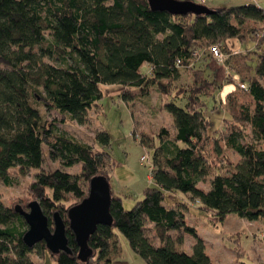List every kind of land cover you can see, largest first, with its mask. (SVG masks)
<instances>
[{
  "label": "trees",
  "instance_id": "obj_1",
  "mask_svg": "<svg viewBox=\"0 0 264 264\" xmlns=\"http://www.w3.org/2000/svg\"><path fill=\"white\" fill-rule=\"evenodd\" d=\"M206 6L205 12L180 14L152 9L146 0H0V180L11 182L10 167L20 173L38 167L42 142L63 165L79 164L78 174L56 168L36 174L27 187L50 229L53 212L63 220L67 250L51 252L42 240L26 245L22 212L30 200L12 205L0 200V264H40L30 254L44 251L56 264H108L113 229L145 264H211L180 207L162 202L164 192H182L218 217L234 212L264 220V8L255 0ZM229 38H249L253 47L225 50ZM218 42L223 43L218 63L231 70L234 81L220 97L228 117L219 131L201 98L213 95L216 82L192 67L199 54L213 59L210 46ZM179 67L189 72L190 81L162 102L174 131L159 127L156 143L153 135L138 137L152 148L153 185L145 186L128 209L110 190L111 221L95 225L86 240L90 251L80 259L66 211L87 193L79 180L88 186L100 174L108 181L112 161L103 148L108 134L98 131L94 142L78 141L46 121L39 104L81 123L102 96L100 84H120L124 101L147 99L150 86L162 81L167 86ZM180 98L182 106L174 102ZM206 177L209 187L197 186ZM146 223L154 238L145 234ZM185 232L195 238L189 253L175 248Z\"/></svg>",
  "mask_w": 264,
  "mask_h": 264
},
{
  "label": "rangeland",
  "instance_id": "obj_2",
  "mask_svg": "<svg viewBox=\"0 0 264 264\" xmlns=\"http://www.w3.org/2000/svg\"><path fill=\"white\" fill-rule=\"evenodd\" d=\"M255 1L264 8V0ZM244 2L247 0H205L203 4L216 6ZM236 39L226 40L225 50L240 48V51H244L253 47V41L249 38ZM196 51L198 52L197 49ZM44 60L52 62L49 58ZM225 66L214 61L206 52L199 54L192 66L200 68L205 77L216 82L217 87L213 95L201 96V98L205 101L206 107L211 108L210 115L217 131L222 127V118L228 117L220 97L225 89L231 87L232 84L229 83L234 82L231 78V70ZM141 70H145V65L141 66ZM189 81V72L179 67L177 75L168 78L167 86L164 81H162L163 85L153 84L150 86L147 99L134 97L129 101H124L118 95L120 84H100L102 96L93 102L86 112L85 120L81 123L69 118L68 114L61 116L57 111L46 109L41 104L39 107L44 112L46 121L52 122L58 131L78 141L92 143L95 140L94 134L98 131H105L108 134V143L103 145V148L107 149L112 161L108 170L110 190L120 197L122 207L128 209L142 196L145 186L153 185L150 179L152 148L140 144L138 137L144 134V137L151 139L150 136L161 126L166 127L170 133L174 131L171 116L162 108V102L168 98L172 89L178 85H186ZM174 102L182 106L183 98ZM244 130L248 132V127ZM132 131L135 134H132ZM212 135L215 136L216 132ZM153 138L156 143L157 137L153 135ZM225 153L227 158H234L230 150H225ZM141 154H144L145 158L139 161ZM56 168L71 174L79 173V164L63 165L42 142L41 162L38 167L26 168L23 173L17 171L16 167H10L7 170L11 182L3 184L0 180V200L9 205L21 202L23 204L30 200L27 187L35 175L49 173ZM79 183L83 189L87 187V181L81 179ZM197 186L207 189L209 178L199 181ZM162 202L165 205L180 207L185 222L192 225L196 234L202 239L204 251L211 264H264L263 219H247L234 212L218 217L211 210L202 209L197 201H190L186 194L179 191L164 192ZM113 232L116 234V241H112L113 250L108 253V264H145L144 259L131 249L124 235L116 229H113ZM144 232L154 238L149 223L145 224ZM194 239L191 233L185 232L182 242L176 244L175 248L189 253ZM115 243L117 246H114ZM30 257L40 264H56L47 251H44L41 256L32 253Z\"/></svg>",
  "mask_w": 264,
  "mask_h": 264
},
{
  "label": "water",
  "instance_id": "obj_3",
  "mask_svg": "<svg viewBox=\"0 0 264 264\" xmlns=\"http://www.w3.org/2000/svg\"><path fill=\"white\" fill-rule=\"evenodd\" d=\"M152 9H164L171 13H200L207 11V6L193 0H146ZM110 201L109 183L103 175H93L87 186L86 195L67 208V226L72 231L78 245L77 256L84 259L90 249L86 246L88 235L97 223H110L108 211ZM28 209L22 212L26 223L22 241L30 246L35 242L44 241L45 247L51 252L67 250L65 244V224L61 217L53 212L52 227L47 224V217L42 212L37 200H30Z\"/></svg>",
  "mask_w": 264,
  "mask_h": 264
},
{
  "label": "built area",
  "instance_id": "obj_4",
  "mask_svg": "<svg viewBox=\"0 0 264 264\" xmlns=\"http://www.w3.org/2000/svg\"><path fill=\"white\" fill-rule=\"evenodd\" d=\"M205 0H195V2L198 3H204ZM225 43V42H224ZM222 42H218L215 43L213 45L210 46V54L213 57V59H215L217 62H221L223 60V54L221 51V47H222ZM240 86H242V83H239ZM140 160L144 159V155H140Z\"/></svg>",
  "mask_w": 264,
  "mask_h": 264
},
{
  "label": "crops",
  "instance_id": "obj_5",
  "mask_svg": "<svg viewBox=\"0 0 264 264\" xmlns=\"http://www.w3.org/2000/svg\"><path fill=\"white\" fill-rule=\"evenodd\" d=\"M247 1H248V0H247ZM256 3H257V5H259V6L262 7V5L259 4L258 2H256ZM235 39H236V38H229L230 41H233V40H235ZM236 40H237V39H236ZM237 42H238V41H237ZM237 44H239V43H237ZM234 46L236 47V43H235ZM237 48H238V45H237ZM239 49H240V48H238L237 50H239ZM235 50H236V49H235ZM114 237H115V239H114ZM114 237L111 239V242L114 241V240L116 241V234H115V233H114ZM114 246H117V244L115 243ZM112 248H113V245L111 246V249H110V250H113Z\"/></svg>",
  "mask_w": 264,
  "mask_h": 264
}]
</instances>
